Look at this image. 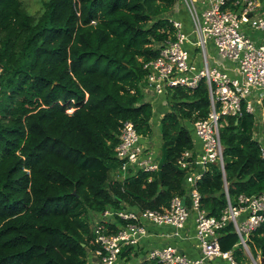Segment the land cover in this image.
<instances>
[{
	"label": "trees",
	"instance_id": "16d2710c",
	"mask_svg": "<svg viewBox=\"0 0 264 264\" xmlns=\"http://www.w3.org/2000/svg\"><path fill=\"white\" fill-rule=\"evenodd\" d=\"M177 1L42 0L30 13L22 0H0V264H89L101 248L93 227L114 234L123 223L98 224L93 213L163 211L173 196L187 193L177 160L193 145L183 121L193 124L210 111L204 79L193 89H165L157 170L129 169L121 177L115 151L124 121L138 135L153 136L144 64L158 56L156 44L174 39L168 14ZM236 1L223 8L236 11ZM261 110L259 117L243 109L241 117L219 120L232 201L264 192V156L254 137L259 120L264 130V100ZM207 169L196 184L200 205L219 216L226 205L222 173L215 163ZM236 242L231 225L220 231V248L232 249L241 263ZM249 246L264 264V220ZM131 250L122 247L119 261Z\"/></svg>",
	"mask_w": 264,
	"mask_h": 264
},
{
	"label": "built area",
	"instance_id": "2783aa9c",
	"mask_svg": "<svg viewBox=\"0 0 264 264\" xmlns=\"http://www.w3.org/2000/svg\"><path fill=\"white\" fill-rule=\"evenodd\" d=\"M226 0H180L187 10L191 21L193 38L182 31L181 21L169 17L175 28L173 40L156 44L158 56L144 64L147 76L143 91L145 100L151 101L156 96L165 95L168 87L182 86L193 89L204 79L210 99V111L205 119L193 123L195 137L191 148L182 151L177 164L185 172L186 194L175 195L169 206L163 210L125 208L120 211H103L101 217L111 214L112 219L100 220L104 223L116 222V233L107 234L99 225L93 227L95 241L101 248L92 255L102 264H116L124 246L132 248L150 234L149 225L170 226L169 235L193 243L196 257H190L179 251L175 245L166 244L150 248L147 259L161 264H244L236 261L233 250L220 248V231L231 225L237 235L234 247L240 248L243 255L251 259V264H262L259 252L253 256L249 246L251 233L264 220V192L253 195L239 194L231 200L224 177L223 146L220 140L219 120L223 115L241 117L243 109L255 113V106L249 99L253 90H264V38L254 41L242 24L252 30L264 32V6L262 0H237L236 11L223 8ZM260 9V10H259ZM211 41L217 56L235 65L236 75H231L218 66H210L207 55V42ZM197 47L200 67L193 55L185 47ZM1 70V69H0ZM245 101L243 108L242 102ZM141 136L137 134L130 121H124L120 128L119 143L115 148L116 157L122 160L120 176L125 177L138 169L153 172L159 168V160L153 150L143 146ZM264 156V146L261 148ZM219 166L223 178L226 205L219 216L209 215L201 208V194L196 188L197 181L207 172L208 164ZM188 198V203L185 201ZM193 226L190 233L188 222ZM100 222L98 224H100Z\"/></svg>",
	"mask_w": 264,
	"mask_h": 264
},
{
	"label": "crops",
	"instance_id": "0c3cea01",
	"mask_svg": "<svg viewBox=\"0 0 264 264\" xmlns=\"http://www.w3.org/2000/svg\"><path fill=\"white\" fill-rule=\"evenodd\" d=\"M260 5H261L260 8L264 6V0L260 2ZM168 16L181 21L182 31H184L186 34H189V37H190L191 35L190 33L192 32L191 21L188 17L185 6L182 4V2H180V0L177 1V3L174 5V7L172 8ZM242 28L245 30V33H247L254 41L260 42L263 40L264 32L260 30H252L247 24H242ZM185 47L188 49L193 48V47H190L189 44L185 45ZM206 50H207V55L209 58L210 66H218L220 69L226 70L231 75H234V76L236 75V72L234 69L235 65L233 63L228 65L225 62H222L220 58L217 56V53L216 54L214 53L215 48L211 41L207 42ZM192 53L194 54L193 58L195 62L198 64V67H200L201 64H200V60L198 57L200 55L195 54L194 52ZM160 98H162V96H156L151 101H149L153 105V118L151 121L153 136L149 138L141 136L140 138V141L143 146L148 147L149 145L153 144L152 150H153L154 156L158 160L160 157L159 156L160 153L158 149L160 145L159 137H158V131H159L158 124H159L160 119L163 116V113L165 112L164 104L161 103ZM249 99L253 102L255 106V113L257 114V116L259 117L260 114L262 115L261 104H262V101L264 100V90L263 89L253 90L249 95ZM254 137L260 141L261 146H264V130L261 127V122H258L255 126ZM192 138L193 140H195V143L199 146V141L197 140V138L195 136ZM98 215L99 214L93 213L92 219L96 220V218L99 217ZM187 226L189 227L190 233H193V226L190 224V221L188 222ZM148 228L150 230V234H148L147 236H145V238L140 240L136 248L133 247L134 253L133 254L131 253L130 257L125 258L126 260H122V263H118L119 262L118 260L116 264H137L141 262L142 260L147 259L145 257V253L150 248L159 247V246L166 245V244L177 246L179 249L182 250L183 253H185L186 255L190 257H196L198 255L197 251L195 250L193 246V243L190 242L189 240L186 241L184 239H179V238L177 239L172 236H169L173 232L172 227L149 225ZM88 262L90 264H102L92 254L88 256ZM220 264H228V263L225 261H220Z\"/></svg>",
	"mask_w": 264,
	"mask_h": 264
},
{
	"label": "rangeland",
	"instance_id": "374dc122",
	"mask_svg": "<svg viewBox=\"0 0 264 264\" xmlns=\"http://www.w3.org/2000/svg\"><path fill=\"white\" fill-rule=\"evenodd\" d=\"M23 2H24V5H25V7H26V9L30 12V13H36V12H38L39 11V9L41 8V2H42V0H22ZM190 37L191 38H193V36L192 35H190ZM190 47H193V48H187L188 50H189V52L192 54V55H194L192 52H194L195 54H198L199 55V51H198V49H197V47H194V46H190ZM195 49V50H194ZM214 53L216 54V51H214ZM199 57V56H198ZM226 64H228V65H230V64H232L231 62H229L228 60H226V59H222ZM165 95H163L162 96V98H160V101H161V103L162 104H164V110H166V109H168V105H167V103H166V97H164ZM258 117V116H257ZM258 122H260V120L258 121ZM183 123H184V125L186 126V128L188 129V132L190 133V136L191 137H194L195 136V133H194V127H193V124L192 123H189V122H187V121H183ZM157 133V132H156ZM158 137H159V133H158ZM160 140V139H159ZM160 142V141H159ZM153 144L152 145H149L148 146V148H150V150H152L153 148ZM159 149V148H158ZM160 150V149H159ZM123 209H125V207H123V208H120V209H109L110 211H120V210H123ZM102 214H103V212L102 213H100L98 216V218H96V222H99L100 220H103V219H106L107 221H110L111 219H112V217H111V214H107V215H105V217H101L102 216ZM118 223V222H117ZM173 228V227H172ZM173 230H174V228H173ZM137 246V245H136ZM136 246H135V248H136ZM241 250V249H240ZM251 250V249H250ZM131 253L133 254L134 253V251L133 250H131ZM241 253H242V251H241ZM251 253H252V251H251ZM253 254V256H255L254 255V253H252ZM242 255H243V253H242ZM244 256V255H243ZM120 259V258H119ZM118 259V260H119ZM118 260H117V262H118ZM118 263H122V261H119ZM241 263H244V264H251L252 262H251V259L249 258V257H246V256H244V259L242 260V262ZM90 264V263H89Z\"/></svg>",
	"mask_w": 264,
	"mask_h": 264
},
{
	"label": "water",
	"instance_id": "95a60500",
	"mask_svg": "<svg viewBox=\"0 0 264 264\" xmlns=\"http://www.w3.org/2000/svg\"><path fill=\"white\" fill-rule=\"evenodd\" d=\"M129 247H131V246H129ZM179 251H181L182 252V250L181 249H179ZM262 261V260H261ZM263 262V261H262Z\"/></svg>",
	"mask_w": 264,
	"mask_h": 264
}]
</instances>
